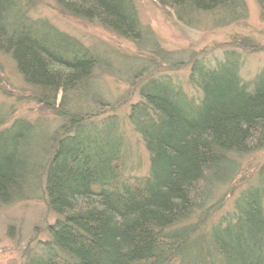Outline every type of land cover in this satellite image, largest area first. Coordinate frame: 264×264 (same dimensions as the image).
Listing matches in <instances>:
<instances>
[{"label": "trees", "instance_id": "obj_1", "mask_svg": "<svg viewBox=\"0 0 264 264\" xmlns=\"http://www.w3.org/2000/svg\"><path fill=\"white\" fill-rule=\"evenodd\" d=\"M156 1L177 17L227 11L236 2ZM55 2L69 15L129 39L138 50L147 47L150 61L161 50L148 39L133 0ZM257 2L264 7V0ZM30 3L0 0V44L24 82L40 90L33 101L67 117L55 96L85 88L103 63L75 37L27 18ZM159 53L164 62L168 54ZM229 55L212 65L191 63L184 83L194 95L166 74L138 83L140 99L131 104L128 119L149 153L148 175H121L123 139L115 119L91 127L89 117V127L79 132L86 117H67L78 132L64 133L49 159L45 156L41 180L42 197L58 218L47 226L46 240L28 247L21 264H264V186L241 191L232 213L208 228L181 224L196 212L201 188L210 192L218 178L238 167L237 156L264 145V67L253 82H244ZM8 123L0 114V203L32 200L43 144L35 140L30 121ZM92 128L103 132L99 141Z\"/></svg>", "mask_w": 264, "mask_h": 264}, {"label": "rangeland", "instance_id": "obj_2", "mask_svg": "<svg viewBox=\"0 0 264 264\" xmlns=\"http://www.w3.org/2000/svg\"><path fill=\"white\" fill-rule=\"evenodd\" d=\"M133 2L140 23L149 31L148 39L161 49L155 52L153 61L145 54L147 47L138 50L132 41L116 36L97 22L69 15L55 0H31L27 18L45 20L75 37L103 63L93 70V77L85 88L64 96L58 92L55 96V105L67 117H86L79 130L70 127L66 116H58L33 101L36 90H40L24 82L10 54L0 44V114L9 123L17 118L30 121L37 132L35 140L43 144L39 173L31 182L34 199L0 203V264H21L28 247L35 249L37 241L46 240L47 226L58 218L42 197L45 192L41 180H44V158L47 155L49 159L64 133L70 129L85 132L90 125L89 117L93 120L91 127L105 118L115 119L123 139L121 175L124 178L148 175L149 153L128 119L131 104L140 99L138 83L141 80L166 74L184 83L194 60L212 65L223 60L226 53L237 60L239 76L244 82H253L264 67V7L257 0H236L227 11L214 9L187 17H177L174 9L156 0ZM163 51L168 54L164 62L159 59V52ZM182 87L189 95L195 94V89L185 83ZM87 89L90 94L86 93ZM91 131L99 141V133L103 132L95 128ZM236 160L238 167L232 172L227 170L225 179L218 178L210 192L205 186L196 194V212L182 221L183 226L197 227V230L208 228L224 214L232 213L234 200L241 191L250 186H264V145L253 146ZM211 192L214 194L209 197ZM204 212L207 215L201 217Z\"/></svg>", "mask_w": 264, "mask_h": 264}]
</instances>
